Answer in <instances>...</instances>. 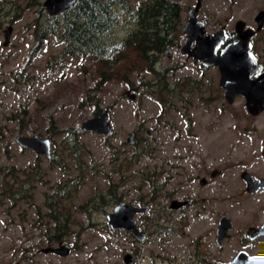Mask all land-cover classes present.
I'll return each instance as SVG.
<instances>
[{
  "label": "rangeland",
  "instance_id": "obj_1",
  "mask_svg": "<svg viewBox=\"0 0 264 264\" xmlns=\"http://www.w3.org/2000/svg\"><path fill=\"white\" fill-rule=\"evenodd\" d=\"M176 1L184 15L197 0ZM31 2L0 0V189L7 182L17 191L9 196L0 190V264H126V254L132 257L128 264H197L190 260L196 245L208 264L232 260L245 245L246 229L263 218L264 203L260 210L255 206L264 199V192H243L240 173L248 168L255 176H264V113L247 117L243 98L228 104L218 89L217 70H201L200 62L180 54L177 48L171 56L163 53L156 68L173 70L167 75L172 85L194 83H185L179 91L171 87L164 102L159 93L141 83L153 78L147 71L129 73L126 80L102 79L91 59L60 57L64 44L57 36L37 41L33 31L37 8L29 6ZM202 5L201 15L211 32L237 19L249 21L264 0H252V4L203 0ZM8 25L12 32L4 45L3 30ZM105 109L113 132L106 136L81 131L78 140L85 147L82 159L88 171L76 192L58 209L70 219L69 232L61 243L71 251L65 256L45 253L44 248L60 243L48 242L50 231L45 230L53 222L47 216V196L77 171L63 148L64 134L55 132L78 128L96 116L95 111ZM132 132L134 144L129 145ZM34 134L49 137L51 158L59 157L69 169L54 165L50 158L15 140L19 135ZM37 162L41 180L26 183ZM212 169L221 173L214 182L201 185L200 179L208 178ZM203 171L208 172L203 175ZM100 193L107 198L113 193L122 202L133 204L141 197L145 201L154 196L153 205L160 210L173 194L217 202L203 210L204 217L198 209L189 208L184 224L177 225L181 218L174 216L173 229L159 225H167L165 218L157 223L151 220L153 211L136 215L139 228L146 231L145 239L138 240L106 224L112 205L82 209L85 201L100 198ZM223 214L233 226L231 238L224 239L219 248L214 229Z\"/></svg>",
  "mask_w": 264,
  "mask_h": 264
},
{
  "label": "trees",
  "instance_id": "obj_2",
  "mask_svg": "<svg viewBox=\"0 0 264 264\" xmlns=\"http://www.w3.org/2000/svg\"><path fill=\"white\" fill-rule=\"evenodd\" d=\"M31 3L29 6L37 8V17L33 22L37 41L57 36L64 44L60 57L91 59L95 71L102 79L121 77L126 80L129 73L136 70L147 71L153 78L142 80L141 83L154 94L159 93L161 102H164L163 98L171 91V87L179 91L182 86L194 83L176 82L172 85L168 81L166 70L156 68L160 56L172 45V40L180 31L178 16L181 5L176 0H78L72 8L55 16L47 14L42 0H32ZM120 29H123L122 32ZM98 113V110L95 111V115ZM82 132L78 128L55 132L64 134L63 148L73 162V169L77 171L62 183L56 184L54 192L47 196L45 203L50 210L47 216L53 222V226L45 230L50 231L47 234L49 244L64 241L68 234L70 219L67 213L60 215L58 209L64 200L76 192L88 171L89 166L82 159V153L86 152L85 147L78 140ZM50 162L62 165L64 170L69 169L59 157L50 158ZM32 169L26 183L41 180L38 162ZM13 172L14 170L10 171ZM0 190L9 196L17 193L12 191V185L7 182L2 184ZM99 195L98 199L91 197L85 201L82 209L91 206L97 210L103 204L115 205L121 202V198L113 193L108 198L102 193Z\"/></svg>",
  "mask_w": 264,
  "mask_h": 264
},
{
  "label": "water",
  "instance_id": "obj_3",
  "mask_svg": "<svg viewBox=\"0 0 264 264\" xmlns=\"http://www.w3.org/2000/svg\"><path fill=\"white\" fill-rule=\"evenodd\" d=\"M78 0H45L44 6L50 16H55L63 13L67 9L72 8ZM202 5V0H197L195 7L188 14V21L184 25V32L187 34L185 42L179 46V52L188 55L194 61H200L204 66L218 67L220 72V86L224 89L225 97L228 103H232L237 95H244L246 98V108L251 113H257L263 109L262 99L259 96L261 91L259 86L264 84V76L260 79L251 81L250 77L255 72L253 54L249 37L245 32H239L237 41L228 44L221 53H218L227 34L223 29L212 34L207 33L204 21L198 18V11ZM261 12L258 17L263 18ZM241 25L243 24L240 21ZM12 32V25H8L4 30V45L9 43ZM167 56H170V49L167 48ZM79 130L85 132H94L109 136L112 134V126L108 109L103 110L98 115L86 119L79 125ZM150 132H148L149 134ZM16 142L23 148L34 150L37 154H43L47 159L51 158L52 141L49 137L34 135H19L15 138ZM129 145L134 144V133H130L127 139ZM242 178L246 181L248 192L256 191L264 188V179L254 181L252 177L246 173L242 174ZM201 183H204L202 181ZM172 204L179 207L185 202L174 201ZM148 209V206H139L137 204L120 202L116 204L111 212L106 216V224L111 229H122L130 232L138 240L145 239V233L138 229L134 216L138 213H143ZM232 223L230 218L222 216L217 229V241L221 243L224 238H229L228 230ZM253 230V229H252ZM255 231L256 235L264 233V225ZM45 253H54L65 256L70 253L71 247L67 244L60 243L58 246H48L42 250ZM132 260L130 254L124 256L126 264ZM18 264V263H13ZM227 264H264V250L257 255H249L241 251L237 257Z\"/></svg>",
  "mask_w": 264,
  "mask_h": 264
},
{
  "label": "flooded vegetation",
  "instance_id": "obj_4",
  "mask_svg": "<svg viewBox=\"0 0 264 264\" xmlns=\"http://www.w3.org/2000/svg\"><path fill=\"white\" fill-rule=\"evenodd\" d=\"M44 1L45 0L42 1L43 5H44ZM235 1L236 0H231V2H235ZM245 1H246V3L248 2L249 4L250 3L252 4V0H245ZM202 2H203V0H202ZM195 5H196V3H195ZM202 6L203 5H201L197 16H198L199 19L204 21L205 28L207 29V21H206L207 19L205 20V18H203L202 15H201ZM194 7H190L187 10V12H185L184 15H183L182 7H181V11L179 12V16H178L179 20H180V31L178 32V36L174 40H172V45L167 47V48L170 49V56L172 55V51H173L174 48H177V50L179 51V46L182 45V44H179V42L181 40H183L182 43L185 42L187 34L184 32L183 28H184V25L186 24V22L188 21V14H189L190 10H192ZM45 10H46V8H45ZM46 12H47V10H46ZM261 12H264V5H263V7L259 8L255 12L253 17L249 21L248 20H244V19H237L236 21H233L232 23L228 22V23L222 24L220 26H217L211 32H209L208 30L206 31L209 34H212V33L216 32V31H219L220 29H223L224 32L228 35L227 38L224 40L223 44L221 45L220 49L218 50V53H221V50L224 49L228 44L237 41V39L239 38V32H245L247 34V36L249 37L250 45H251V52L253 54V62H254V69H255V71H254L255 73L253 75H251V77H250L251 81L258 80L262 76H264V14H262L263 18L258 17V15ZM47 14H48V12H47ZM240 21L243 22L242 25H241V23H239ZM167 48H166V50H167ZM166 50H165L164 53H166ZM186 56H188V55H186ZM189 58H191V57H189ZM197 62H200V61H197ZM200 64H201V70H203V71H204V69H208V68H211V67L215 68L217 70L218 75H219V82H218V87L219 88L218 89L223 91L224 99L227 102L226 97H225L224 89L220 86V72L218 70V67H216L215 65H213V66H204L202 62H200ZM165 70H166V74L167 75L170 73V71H173V70H170V69H164L163 71H165ZM258 89L261 90L258 93L259 96L264 97V84L259 86ZM238 98H243V101H244V104H243L244 113H245V115L247 117L257 118L258 116H261V114L264 113V103H262L263 104V109L261 111H258L257 113H251V111L247 110V108L245 106L246 105V98L242 94L237 95L234 98L232 103H228V102L227 103L228 104H234L235 101ZM262 101L264 102V99H262ZM134 137H135V134H134ZM207 172L203 171V175H206ZM220 173H221L220 170L212 169L211 171H209L207 173L208 178L202 177L200 179V184L201 185H207V184H210L211 182H214L216 176L219 175ZM243 173H246V174L250 175L254 181H259L262 178L264 179V176H255V174L252 171H250V169L245 168L240 173V179H241V181L243 182V184L245 186L244 190H242L243 192H247L249 194H254V193H257V192H260V191L264 192V188H260V189H258L256 191H253V192H248L247 188H246V181L244 180V178H242V174ZM202 181H204V183H201ZM152 198H155V197L154 196L150 197V198H148L145 201H143V198L141 197V198L138 199L139 202L134 201V202H137V203H134V204H137L139 206H144V205L148 206V209L145 212L138 213L136 215H141V214H145L147 212H152L153 211V216H152L153 219L151 218V220H153L154 222L157 223L158 220H161L162 218H165L166 219L165 223H167V225H163L162 224L163 222H160L161 224H159V225L160 226H167L168 228H171V229H173L172 225H174L176 223V220L171 219L174 216L179 215L181 220H182V221L181 220L177 221L178 222L177 225L182 224V223L184 224L185 223V219L188 217V214H189V212L187 211L189 208L198 209L200 217H204L205 213L203 214V212H204L203 210H205L206 207H210L211 205L213 207L216 206V202H217V200L212 199V198H210L212 201H210V200H208V198H204V197H200L201 198L200 200L199 199H195V198H188V194L186 195L185 198L184 197H177L176 198L175 195L173 194V195L168 197L169 199L166 202V205L164 206L165 209L162 208L164 210H160V208H157L155 205H153L155 200H152ZM174 201L185 202V204H182V205H180L179 207L176 208L174 206H177V204L176 205L172 204ZM257 202H258V204H256V206H255L256 211L260 210L262 203H264V199L258 200ZM115 205H112L113 208H114ZM159 214H162V215H165V216L164 217H162V216L160 217ZM135 216H134V219L136 221V225H137L138 229L141 230L139 228L138 224H137V219L135 218ZM222 216L229 217L226 214L220 215L218 217L216 225H215V229H214L215 243L217 244V246L219 248L222 247L224 239H230L231 238V235H230L229 231L231 230V228L233 226V222L230 219V221L232 223V226L228 230L229 238H224L221 243H218V241H217V229H218L219 222H220V219H221ZM261 219H262L261 222H259V220H260L259 219L258 221H256V223H252L246 229V231L244 233V236H243L244 240H245L244 241L245 245L243 247H241L242 249L237 251V253L233 257V259H235L237 257V255H238V253L241 252V251H244V252L248 253L249 255L253 256V255H257L259 252L264 250V233H261L260 235H256L255 231H253V230L261 228L264 225V211H263V218L261 217ZM168 228H165V230H168ZM117 230H122V229H117ZM123 231L128 232L126 230H123ZM141 231H143L146 234V231H144V230H141ZM128 233L131 234L130 232H128ZM251 245H253V246L251 247ZM195 247H197V250L194 252V254L190 258V260L193 263H197V264H208L209 262H207L205 260L206 256L203 253V251L199 250V246L198 245H196ZM232 260H230V261H232ZM230 261H228V262H230ZM228 262H226V264Z\"/></svg>",
  "mask_w": 264,
  "mask_h": 264
}]
</instances>
